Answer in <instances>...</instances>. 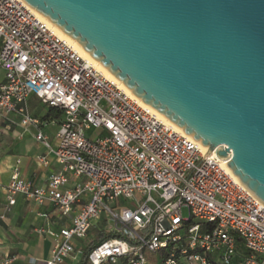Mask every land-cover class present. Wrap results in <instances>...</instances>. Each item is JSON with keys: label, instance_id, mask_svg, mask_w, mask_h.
<instances>
[{"label": "built area", "instance_id": "obj_1", "mask_svg": "<svg viewBox=\"0 0 264 264\" xmlns=\"http://www.w3.org/2000/svg\"><path fill=\"white\" fill-rule=\"evenodd\" d=\"M0 72V135L33 130L45 150L38 163L48 167L52 157L59 166L41 187L15 168L0 184V219L20 196L51 209L39 218L69 222L35 230L52 246L31 264L75 260V240L92 228L115 238L99 243L87 264H148L145 255L157 253L163 264H264V206L228 161L215 151L205 157L207 148L106 78L22 0H0ZM30 98L62 116L54 144L43 130L55 121L31 115Z\"/></svg>", "mask_w": 264, "mask_h": 264}, {"label": "water", "instance_id": "obj_2", "mask_svg": "<svg viewBox=\"0 0 264 264\" xmlns=\"http://www.w3.org/2000/svg\"><path fill=\"white\" fill-rule=\"evenodd\" d=\"M264 206V0H22Z\"/></svg>", "mask_w": 264, "mask_h": 264}, {"label": "crops", "instance_id": "obj_3", "mask_svg": "<svg viewBox=\"0 0 264 264\" xmlns=\"http://www.w3.org/2000/svg\"><path fill=\"white\" fill-rule=\"evenodd\" d=\"M34 99V98H33ZM36 100V99H34ZM38 105H41L36 100ZM32 101L29 100V109ZM51 110V109H50ZM54 114H46L42 117H49L51 119L58 117V122L62 116L60 113L51 110ZM54 121V119H53ZM58 122L55 121L56 127ZM51 126V125H49ZM48 126V127H49ZM48 127L46 129H48ZM44 129V130H46ZM56 132V131H55ZM54 132V134H55ZM54 134L52 137V144H54ZM34 139V131L31 130L24 133L19 128H14L6 134L0 135V184L6 185L9 182L13 170L16 168L22 179L32 182L36 187L44 186L51 174L59 171V166L55 163L52 157H48V167H42L36 157L44 155L41 151L34 155V159L25 156V149L23 147L24 138ZM48 138V137H47ZM15 143L19 145V151L14 152ZM40 149L43 147L35 141ZM22 156V157H21ZM32 157V156H31ZM25 158V160H22ZM19 160V165L16 166V161ZM0 215L3 213L5 203L3 195L0 193ZM50 211L47 206L38 207L32 202H26L22 197L16 198V204L7 213L4 219H0V260L14 256L16 261L12 264H31L30 260L39 259L45 260L49 257L51 251L52 240L47 235H39L35 232L37 228L43 227L46 230H57L60 226H68V220L58 221L54 217L50 221H46L37 216L40 212ZM48 243L50 248L42 257L37 256L40 252V246ZM78 257L68 258L64 264H77Z\"/></svg>", "mask_w": 264, "mask_h": 264}, {"label": "rangeland", "instance_id": "obj_4", "mask_svg": "<svg viewBox=\"0 0 264 264\" xmlns=\"http://www.w3.org/2000/svg\"><path fill=\"white\" fill-rule=\"evenodd\" d=\"M2 76V72H0V77ZM32 101V105L30 106V112L31 115H33L34 117L40 118L46 114H54V112L43 105H38L36 100H34L33 98H30V102ZM54 121L58 122V117L54 118ZM57 131V127L55 125H51L48 127V129L43 130V133L48 137V142L50 144H52V137L54 132ZM32 132V130H31ZM97 132L95 131H89L88 132V137H92L93 135H95ZM28 135H26V137L24 138V142H23V147L25 149V156L28 158H32L34 159V155L36 153H39L41 151H44V148L40 149L39 146L35 143V141L33 139H29L27 137ZM14 152H18L19 151V145L17 143H15L14 146ZM32 156V157H31ZM22 157V156H21ZM22 160H25V158H22ZM182 215L184 218L188 217V211L186 209L182 210ZM99 228L104 229V226L102 223H99L98 225ZM184 232L182 231L181 234H183ZM92 239V234L91 232L88 233L87 237L84 239H76L75 240V245L77 247L78 250L82 251L85 247V245ZM52 246V244H51ZM50 248V245L48 243H45L44 245L40 246V252L37 256L42 257L43 254H45V252H47ZM81 255L82 253L78 254V259H81ZM147 263L148 264H163L164 258L162 257L161 253H157V254H146L145 255Z\"/></svg>", "mask_w": 264, "mask_h": 264}, {"label": "bare ground", "instance_id": "obj_5", "mask_svg": "<svg viewBox=\"0 0 264 264\" xmlns=\"http://www.w3.org/2000/svg\"><path fill=\"white\" fill-rule=\"evenodd\" d=\"M39 15V14H38ZM40 16V18H42L51 28H53L54 30H55V32L58 34V36H60L62 39H64V40H66V41H68L72 46H74V48L78 51V53L80 54V56H82L83 58H85V59H87V60H89L92 64H93V66L99 71V72H101L106 78H108V79H110V80H113L114 82H116L117 83V85L121 88V89H123L127 94H129L132 98H134L138 103H140V104H142L143 106H147V105H145V104H143L142 102H141V100L140 99H138V98H136L131 92H129L125 87H124V85L120 82V81H118L113 75H111L107 70H105L98 62H96L95 60H93L88 54H86L79 46H77L73 41H71L67 36H65L61 31H59L54 25H52L50 22H48L45 18H43L41 15H39ZM147 107H149V106H147ZM162 121H164V122H166V123H169V124H171V125H173L172 123H170L169 122V120L166 118V117H164V116H162V115H160V114H158L154 109H152L151 107H149ZM173 127L177 130V131H179V132H181V133H183L182 132V130H180L179 128H177L175 125H173ZM230 174L233 176V174L230 172ZM233 178L237 181V182H239L238 181V179L235 177V176H233Z\"/></svg>", "mask_w": 264, "mask_h": 264}, {"label": "trees", "instance_id": "obj_6", "mask_svg": "<svg viewBox=\"0 0 264 264\" xmlns=\"http://www.w3.org/2000/svg\"><path fill=\"white\" fill-rule=\"evenodd\" d=\"M92 234V239L85 245L84 249L81 251V259L77 264H87V256L88 254L101 242L106 239H113L115 236L108 235L102 232H97V229L92 228L90 230Z\"/></svg>", "mask_w": 264, "mask_h": 264}]
</instances>
